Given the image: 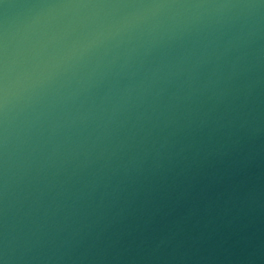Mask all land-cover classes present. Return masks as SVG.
<instances>
[{
	"label": "water",
	"instance_id": "obj_1",
	"mask_svg": "<svg viewBox=\"0 0 264 264\" xmlns=\"http://www.w3.org/2000/svg\"><path fill=\"white\" fill-rule=\"evenodd\" d=\"M0 264H264V0H0Z\"/></svg>",
	"mask_w": 264,
	"mask_h": 264
}]
</instances>
